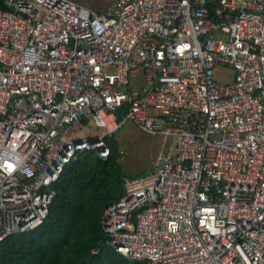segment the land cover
<instances>
[{
    "label": "built area",
    "instance_id": "obj_1",
    "mask_svg": "<svg viewBox=\"0 0 264 264\" xmlns=\"http://www.w3.org/2000/svg\"><path fill=\"white\" fill-rule=\"evenodd\" d=\"M4 4L0 244L42 224L64 166L83 151L106 159L132 120L170 143L149 173L123 177L104 245L146 264H264V0Z\"/></svg>",
    "mask_w": 264,
    "mask_h": 264
},
{
    "label": "trees",
    "instance_id": "obj_2",
    "mask_svg": "<svg viewBox=\"0 0 264 264\" xmlns=\"http://www.w3.org/2000/svg\"><path fill=\"white\" fill-rule=\"evenodd\" d=\"M107 144L106 159L83 151L64 166L47 217L35 229L6 238L0 244V264H146L104 245L102 212L122 194L125 177L113 134Z\"/></svg>",
    "mask_w": 264,
    "mask_h": 264
},
{
    "label": "rangeland",
    "instance_id": "obj_3",
    "mask_svg": "<svg viewBox=\"0 0 264 264\" xmlns=\"http://www.w3.org/2000/svg\"><path fill=\"white\" fill-rule=\"evenodd\" d=\"M79 3H85L91 7L106 11L112 4L113 0H75ZM213 36L216 38H225L226 35L215 30ZM234 71L225 66H217L214 70V78L220 83H229L234 77ZM130 91L140 90L145 84V76L143 72L131 73L129 75ZM151 114L155 111L151 110ZM119 114V112L117 113ZM95 126L73 125L68 132H78L77 135H88L91 132H98ZM113 138L118 143L119 157L118 163L121 171L125 176L135 175L142 176L149 173L153 162L157 159L170 143V139L165 142L162 136L149 134L140 129L132 120L124 122L120 128L113 133Z\"/></svg>",
    "mask_w": 264,
    "mask_h": 264
},
{
    "label": "crops",
    "instance_id": "obj_4",
    "mask_svg": "<svg viewBox=\"0 0 264 264\" xmlns=\"http://www.w3.org/2000/svg\"><path fill=\"white\" fill-rule=\"evenodd\" d=\"M160 155H161V153H160ZM160 155H159V156H160ZM159 156H158V157H159ZM158 157H157V158H158Z\"/></svg>",
    "mask_w": 264,
    "mask_h": 264
}]
</instances>
